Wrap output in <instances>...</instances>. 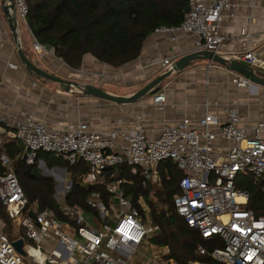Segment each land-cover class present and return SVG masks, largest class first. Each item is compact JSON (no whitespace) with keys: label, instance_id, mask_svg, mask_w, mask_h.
Listing matches in <instances>:
<instances>
[{"label":"built area","instance_id":"2783aa9c","mask_svg":"<svg viewBox=\"0 0 264 264\" xmlns=\"http://www.w3.org/2000/svg\"><path fill=\"white\" fill-rule=\"evenodd\" d=\"M11 2L20 21H26L27 0L8 1ZM258 3L264 8V0H189L190 10L180 25L161 26L154 32L173 38L192 34V52L212 51L264 74V58L257 53L264 28L251 27L256 18L250 14L239 24V48H232L227 54L224 46L229 36L222 30L226 20H238L242 6L248 4L253 10ZM2 35L0 27V41ZM35 49L41 51L45 46L36 42ZM175 61V56H166L157 63L167 70ZM234 83L239 87L252 85L240 75ZM166 100L162 92L153 96L155 104ZM210 106L206 102L202 117H184L156 133L141 122L110 129H96L89 122L50 126L31 114L11 123L0 109V148L6 139L18 141L22 146L21 159L29 165L35 164L41 153L62 156L70 164L84 161L89 166L83 176L86 184L101 180L110 167L128 165L132 173L141 172L146 186L158 177L160 163L172 161L184 174L180 191L173 198L177 213L204 239L215 242L211 249L200 246L199 252L219 264H264V215L258 216L247 208L250 193L236 186L241 174L264 180V120L245 127L238 108H228L222 120ZM0 160L8 169L0 175V200L12 222L25 229V236L10 237L0 218V264H25V258L30 264H167L157 255L148 262L134 259L135 252L148 245L147 240L160 231V226L153 221L144 196L135 204L126 195L125 180L114 179L106 185L111 195L109 203L102 201L99 194H92L89 202L96 206L102 219V224L96 226L82 208L67 202L58 206L62 218L53 209L40 210L37 203L30 206L11 157L3 152ZM19 238L24 240L26 256L14 245ZM49 238H56L59 244L45 250L42 242ZM218 242L222 245L218 246ZM163 250L167 253L165 247Z\"/></svg>","mask_w":264,"mask_h":264},{"label":"trees","instance_id":"16d2710c","mask_svg":"<svg viewBox=\"0 0 264 264\" xmlns=\"http://www.w3.org/2000/svg\"><path fill=\"white\" fill-rule=\"evenodd\" d=\"M27 21L37 42L52 48L55 55L74 69L82 66L85 55L90 54L99 62L120 68L137 59L146 39L161 26H178L186 16L189 0H27ZM159 90V89H158ZM157 90V91H158ZM6 152L12 159L13 170L25 191L30 206L37 203L40 210L58 211L54 198L56 182L42 174L38 168L41 159L50 165L66 166L71 177V188L65 200L72 207H80L85 213L99 216L96 206L89 202L93 193L109 203L111 195L106 185L114 179L125 180L124 191L135 204L144 196L151 206V217L160 226V231L151 240L158 246H168L169 259L176 264H218L208 254H201L199 247L211 249L215 242L204 239L198 230L191 228L174 206L173 198L179 189L183 172L172 161L158 166L161 188L155 192L157 202L150 198L151 183L144 185L141 172L132 173L128 165L108 168L98 182L86 185L83 176L89 166L84 161L68 163L54 153H41L35 164L29 165L20 155L21 144L16 140H5L0 156ZM8 171L1 164L0 175ZM237 188L250 193L247 208L264 215V180L251 175H239ZM154 201V202H153ZM161 205L160 208L158 206ZM0 218L6 223L5 232L10 231L12 220L0 200ZM11 235V234H10ZM213 245H212V244Z\"/></svg>","mask_w":264,"mask_h":264},{"label":"crops","instance_id":"0c3cea01","mask_svg":"<svg viewBox=\"0 0 264 264\" xmlns=\"http://www.w3.org/2000/svg\"><path fill=\"white\" fill-rule=\"evenodd\" d=\"M250 14L256 18L251 27L257 30L264 28V8L261 4L258 3L253 10L248 4L242 6L238 20L223 22L222 30L229 36L224 46L225 54L232 48H239L236 37L238 26ZM0 27L3 34L0 41V109L11 123L14 119L31 114L50 126H74L89 122L96 129H110L141 122L150 132L156 133L164 125L177 123L184 117L194 120L202 117L206 112V102L211 103L210 110L222 120L230 107L239 109L243 116L242 126L250 127L257 120H264V86L239 87L234 83L236 73L213 62L197 61L184 71L173 74L175 76L166 80L156 92L166 94L164 104L153 102L156 93L136 103L117 104L85 95L76 86L94 84L119 94L105 87L107 79L115 77L117 81L123 79L136 83V80H143L146 76L155 77L162 70L157 63L161 59L175 56L177 60L192 52L195 45L192 34H179L173 38L168 34L152 33L144 42L140 56L120 67L119 72L117 70L120 68L99 62L90 54L84 56L81 68L74 69L58 58L52 48L36 50L37 40L27 19L21 21V41L26 55L40 68L71 82L70 85L61 86L27 71L18 55L16 39L7 23L2 0ZM257 53L264 58V39L257 45ZM92 64L102 66L97 70L88 69ZM222 77H225V82ZM229 79H233L234 84Z\"/></svg>","mask_w":264,"mask_h":264},{"label":"water","instance_id":"95a60500","mask_svg":"<svg viewBox=\"0 0 264 264\" xmlns=\"http://www.w3.org/2000/svg\"><path fill=\"white\" fill-rule=\"evenodd\" d=\"M8 1L11 0H2L3 11L7 23L9 25V28L16 39L18 55L20 57L21 62L27 69V71L34 76H40L42 78L52 80L60 84L61 86L70 85L71 82L69 80H66L64 78L58 77L54 74L45 71L44 69L40 68L37 64H35L26 55L22 47V41H21V33H20L21 21L17 15L15 5L12 2L8 3ZM189 10L190 8L187 7L186 13H188ZM197 61L214 62L218 65L224 66L227 70L236 73L237 75H240L245 79L249 80L252 85L264 86V74L257 72L255 69L251 68L250 66L239 60L228 58L221 54L214 53L212 51H193L183 55L182 57L177 59L171 65V67L167 69L165 72H162L161 74L155 76L142 88L129 95L114 94L94 84H76V86L85 95L109 100L117 104L136 103L156 93L165 80L170 78L173 74H177L184 71L187 67L191 66L194 62ZM54 170L61 171L63 172V175H65V169H60L59 167H55ZM43 173L45 175H50V173L46 171H44ZM69 185L71 186V182H69ZM70 186L68 187L67 190L71 188ZM60 187H61L60 185H57L56 190L59 189ZM55 197L56 198L58 197L57 193H55ZM14 245L22 256L27 255L26 251L23 249L24 240L22 238L17 239L14 242Z\"/></svg>","mask_w":264,"mask_h":264},{"label":"rangeland","instance_id":"374dc122","mask_svg":"<svg viewBox=\"0 0 264 264\" xmlns=\"http://www.w3.org/2000/svg\"><path fill=\"white\" fill-rule=\"evenodd\" d=\"M202 62V61H200ZM205 62H209V61H205ZM197 62H195L196 64ZM214 63V62H213ZM194 64V63H193ZM216 64V63H215ZM91 65V64H89ZM102 65H97V64H92V66H89L88 69H100ZM192 66V65H191ZM218 66V65H217ZM190 67V66H189ZM187 67V68H189ZM221 67V66H220ZM186 68V69H187ZM195 68V67H194ZM219 67H217V70ZM86 69V68H83ZM118 72L121 71V68L117 70ZM166 69H162L160 74L162 72H165ZM159 75V74H157ZM156 75V76H157ZM175 76V75H172ZM121 78V77H120ZM154 77H149L146 76L145 79H138L136 80V83H132L131 81H123V79H120L121 81H117L115 80V77L111 78V79H107L106 80V85L105 87L109 88L111 91L117 92L121 95H129L134 93L135 91L139 90L140 88H142L144 85H146L150 80H152ZM223 81L225 82V77H222ZM169 79V78H168ZM167 79V80H168ZM228 80V79H227ZM49 82H52L51 80H46ZM166 81V80H165ZM164 81V82H165ZM229 81L231 83H233V79H229ZM163 82V83H164ZM162 83V84H163ZM234 84V83H233ZM251 86H255V85H251ZM118 94V95H119ZM40 161L44 162L45 165H43ZM38 163V168L42 170V174L45 175L43 172L46 171L48 173H50V175H45V176H49L52 177L54 179V181L56 182L55 185V189H54V198H55V193H57L58 197L57 199L55 198V200L58 203H63L66 202L65 197L66 194L69 192L68 187L69 182H71V177H70V173L68 172L66 166H62V165H48L44 159H41ZM55 167H59L60 169H65V175H63V172L61 171H55ZM158 171V168L156 170ZM252 176V175H251ZM253 177V176H252ZM255 179V178H254ZM148 182L151 183V192H150V198L152 200H154L155 202H157V197H155V192L157 190H159L161 188L162 182H161V177L158 174V177H155L151 180H149ZM148 182H147V187H148ZM86 184V183H85ZM60 185L61 187L59 189L56 190V186ZM72 185V182H71ZM88 185V184H86ZM71 187V186H70ZM93 198V197H92ZM145 198V197H144ZM95 200V199H94ZM146 203L150 206L149 202L147 201V199L145 198ZM153 201V202H154ZM68 204V203H67ZM161 205L158 206V208H160ZM151 208V206H150ZM111 214V213H110ZM87 219L92 222L94 225L98 226L99 224H102V219L99 218V216H96L93 212H88L86 213ZM263 216V215H261ZM10 231L11 233H7L10 237H19V236H25V229L22 227H19L16 223L12 222V226H10ZM11 234V235H10ZM81 242L82 239L80 237H77ZM33 244H36L35 242H32ZM148 245L144 246H140L138 251L135 252L134 259L141 261V262H148L151 258L155 257L156 255L159 257V259H162V261L165 263L167 262V264H176L174 260L169 259L167 257V254L170 252V248L168 246H165V249L167 250V253H164V246H158L156 244L152 243L151 239L147 240ZM59 244V241L56 238H49L48 240H45L42 242V246L44 247L45 250H49L52 247H57ZM212 244V243H211ZM217 244V243H216ZM213 245V244H212ZM215 245V244H214ZM222 242H218V246H221ZM154 246V247H153ZM163 250V252H162ZM25 264H30V261L28 258L24 259ZM192 264H199L198 262H194ZM219 264V263H218Z\"/></svg>","mask_w":264,"mask_h":264}]
</instances>
